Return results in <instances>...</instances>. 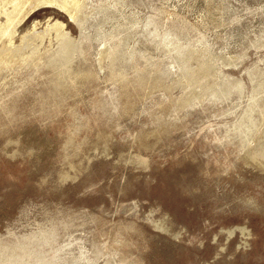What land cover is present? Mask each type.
I'll list each match as a JSON object with an SVG mask.
<instances>
[{
  "label": "rangeland",
  "instance_id": "rangeland-1",
  "mask_svg": "<svg viewBox=\"0 0 264 264\" xmlns=\"http://www.w3.org/2000/svg\"><path fill=\"white\" fill-rule=\"evenodd\" d=\"M0 264H264V0H0Z\"/></svg>",
  "mask_w": 264,
  "mask_h": 264
}]
</instances>
